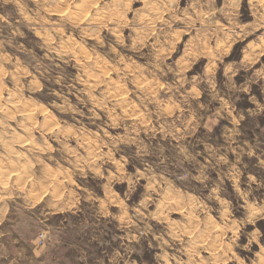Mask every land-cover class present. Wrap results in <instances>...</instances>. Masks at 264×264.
<instances>
[{"label": "rangeland", "instance_id": "obj_1", "mask_svg": "<svg viewBox=\"0 0 264 264\" xmlns=\"http://www.w3.org/2000/svg\"><path fill=\"white\" fill-rule=\"evenodd\" d=\"M0 264H264V0H0Z\"/></svg>", "mask_w": 264, "mask_h": 264}, {"label": "built area", "instance_id": "obj_2", "mask_svg": "<svg viewBox=\"0 0 264 264\" xmlns=\"http://www.w3.org/2000/svg\"><path fill=\"white\" fill-rule=\"evenodd\" d=\"M46 238H48L46 236V233L44 232H41L39 235H38V238H37V245H44L46 243Z\"/></svg>", "mask_w": 264, "mask_h": 264}, {"label": "crops", "instance_id": "obj_3", "mask_svg": "<svg viewBox=\"0 0 264 264\" xmlns=\"http://www.w3.org/2000/svg\"><path fill=\"white\" fill-rule=\"evenodd\" d=\"M199 73L198 71H195V68L190 72V74H196ZM129 169L134 171L135 170V166L134 165H129Z\"/></svg>", "mask_w": 264, "mask_h": 264}, {"label": "bare ground", "instance_id": "obj_4", "mask_svg": "<svg viewBox=\"0 0 264 264\" xmlns=\"http://www.w3.org/2000/svg\"><path fill=\"white\" fill-rule=\"evenodd\" d=\"M82 1H83V0H82ZM84 1H85V0H84ZM262 1H263V0H262ZM80 4H81V3H80ZM84 4H85V3H84ZM84 4H82V5H84ZM86 4H87V3H86ZM86 4H85V5H86ZM80 7H81V6H80ZM82 8H83V7H82Z\"/></svg>", "mask_w": 264, "mask_h": 264}, {"label": "trees", "instance_id": "obj_5", "mask_svg": "<svg viewBox=\"0 0 264 264\" xmlns=\"http://www.w3.org/2000/svg\"><path fill=\"white\" fill-rule=\"evenodd\" d=\"M184 1H186V0H184Z\"/></svg>", "mask_w": 264, "mask_h": 264}]
</instances>
